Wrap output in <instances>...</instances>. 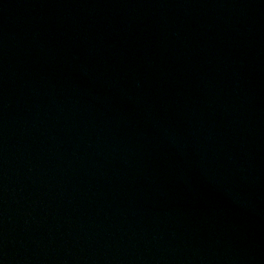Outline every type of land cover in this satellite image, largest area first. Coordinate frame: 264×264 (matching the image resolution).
<instances>
[{
    "label": "water",
    "instance_id": "water-1",
    "mask_svg": "<svg viewBox=\"0 0 264 264\" xmlns=\"http://www.w3.org/2000/svg\"><path fill=\"white\" fill-rule=\"evenodd\" d=\"M0 264H264V0H0Z\"/></svg>",
    "mask_w": 264,
    "mask_h": 264
}]
</instances>
